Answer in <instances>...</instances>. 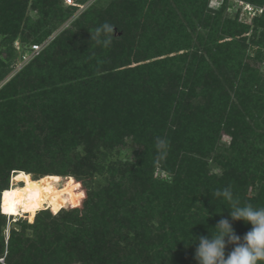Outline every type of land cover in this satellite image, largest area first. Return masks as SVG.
<instances>
[{
  "label": "trees",
  "instance_id": "obj_1",
  "mask_svg": "<svg viewBox=\"0 0 264 264\" xmlns=\"http://www.w3.org/2000/svg\"><path fill=\"white\" fill-rule=\"evenodd\" d=\"M57 1L38 0V10L60 19L58 12L62 9ZM174 1L179 3L182 0ZM185 1L196 2V22L191 19L187 23L170 20V0H111L107 7L82 14L55 38L56 45H71L65 50H68L70 62L75 60L77 63V72L80 71L72 80L65 74L71 70L65 69L60 64L62 58L57 57L59 61L53 64L56 71L49 70L50 73L45 75L48 92L61 93L64 89L70 93L75 88L81 90V87L87 90L89 84H94L92 90H95L100 82L98 78H101L108 86L104 94L111 96L105 102L101 101L107 116L103 120L105 127H108L107 122H112L113 115L109 114L115 111V123L120 124L121 135L130 136L135 141L147 140V143L157 137L168 141L166 153L160 151L158 154L157 151L152 157L147 156L149 148L144 143L137 163H127L126 168L116 161L112 163L114 166L107 168L105 183L92 188L91 196L81 209L77 208L80 199L88 191L73 177L90 180L82 167L88 164L90 155L80 158L76 154L78 162L71 157L78 145L79 139L72 133L81 123L80 116L55 117L50 112L44 113L48 104L43 98L38 106L42 115L37 116L33 111L36 109L35 94L30 91L28 95L24 89L30 83L25 75L27 68L0 88V119L12 108V123L15 121L0 132V207L3 192H22L23 186L29 192L33 180L38 182L43 193V202L40 201L28 216L29 223L18 217L13 221L24 223L32 232L23 237L13 232L11 240L14 239L17 245L8 246L6 264H197L194 259L196 244L187 245L191 235L198 238L208 236L209 232L214 234L215 230L211 228L220 219L228 217V209L224 208L227 204H215L213 201L218 198L210 190L201 189L204 158L215 151L222 119L231 136L229 164L238 163L234 165L238 169L230 170L231 175L226 172V180L220 188L231 185L242 202L252 204L264 193V186H259L253 196H248L242 184L239 188L234 187L235 183H241L242 174H248V160L263 159L249 145L250 139L264 135L260 132L264 129V77L260 76L259 70L242 62L244 39L229 41L226 49L218 45L216 33L221 23L210 13L204 14L206 0ZM27 3L28 0H0V33L14 37L22 20L30 21L25 15ZM246 3L264 7V0H248ZM44 6L47 9L42 8ZM215 13L219 14V11ZM141 15H147L146 18L157 16L161 30L145 23L146 20L140 23ZM252 21L254 32L261 28L264 36V13ZM105 22L124 31L120 37H114L110 47L105 48L112 51H104L91 40L90 33ZM223 27L222 31L225 30ZM196 28L206 31L203 34ZM138 30L140 33H134ZM87 33L90 35L86 39ZM253 44L257 47L261 44V49H256L254 54L261 64L264 61V37L263 41L255 40ZM45 58L52 60L49 53L42 60ZM114 60L118 65L112 66ZM131 60L137 64L131 65ZM220 66L224 71L222 79L216 76ZM37 68L40 71L45 65L39 62ZM246 71L249 74L245 80ZM238 74L235 94L240 103L236 105L229 101L230 94L222 84L226 81L228 89L234 87V79L230 76L235 78ZM112 95L121 106L124 102L131 106L126 114L120 115L116 111L118 105H112L116 102ZM140 101L145 102V106L141 105L140 111L132 112ZM251 107L258 110L256 115L250 111ZM233 114L235 116L231 118ZM34 116L42 121L35 132L23 123L26 118ZM90 117L95 118L94 115ZM248 117L252 119L253 127L248 123ZM60 124L64 128L61 132L57 129ZM42 128L51 131L43 134ZM67 131H70L69 138ZM84 135L86 138L91 132ZM63 137L59 144L58 138ZM20 154L26 158L25 165L12 162L16 157L19 161ZM148 157L153 161L149 163ZM44 158L51 159L49 164L40 165L41 171L34 168ZM154 162L172 176L168 180L154 178ZM243 164L247 166L243 168ZM34 172L40 175L35 176ZM58 175L65 176L61 186L58 185ZM261 178L264 181V175L259 178L248 175V182L258 186ZM19 180L22 182L17 186ZM67 201L71 202L72 211L60 209ZM50 208L56 213L47 210ZM1 209L0 220L4 222L8 216ZM244 227L250 230L251 225L233 226L241 238L247 233ZM231 250L232 246L226 248V256ZM16 252L19 258L14 261Z\"/></svg>",
  "mask_w": 264,
  "mask_h": 264
},
{
  "label": "rangeland",
  "instance_id": "obj_2",
  "mask_svg": "<svg viewBox=\"0 0 264 264\" xmlns=\"http://www.w3.org/2000/svg\"><path fill=\"white\" fill-rule=\"evenodd\" d=\"M76 2H81L79 0H75ZM111 0H96L93 1L91 4H89L83 11H77L78 8L67 5L64 0H58V6L60 7V12H58V15H60V19H56L55 16L50 15L49 12L42 13L38 10L39 8V2L38 0H28L27 3V9L25 12V15L30 17V21H24L20 23V26L18 27V30L16 31V34L14 37H12L9 33H0V61L4 65H1L0 63V88L14 75H20L26 69L25 75L28 77L27 79H30V83L25 85V93L27 92L29 95L30 91H33V94H35V106L36 109L33 111L37 113V116L42 115L40 112L41 110H38V106L41 105L42 99L46 100L47 110L44 111V113L50 112L52 115H55V117H62V116H68L72 115L73 117L80 116L81 123L79 124V127L76 128V132H73V136L77 135V141L78 145L74 149V159H76V162H78L77 157L75 156L78 154V157L83 158L86 155H90L88 164L85 166L82 165L85 174H87V177L90 178V180L85 178H74L73 180L77 183H80L82 187L88 191L87 195L82 197L80 199V205L77 207L81 209L82 204L86 199H88L89 196H91V190L95 185L98 184H104L105 183V176L107 173V168L111 165L114 166L112 163L116 164L120 163L123 164L121 166L122 168H126L129 166V164L137 163V160H139V156L142 154L144 143L148 145L147 148H149V154L147 156H153L154 152L158 151V154H160L159 149L156 148L155 145V138H151L150 143H147V140L139 139L138 141L133 140L130 136L127 135H121L119 132V126L120 124L115 123V112L110 113L109 115L112 116V122H107L108 127H105L103 124V120L105 119L106 112H103L104 107L101 105V101H106L108 98V95L106 96L104 93L105 90L108 88L106 84L103 83V80L101 78L99 79L98 85L95 87V90H92V85L89 84L87 90H85V87H81V90L76 89L72 92L68 93L64 89H61V93H51L48 92L49 88L47 87L48 82H46L45 75L49 74V70H55L53 67V64H55V61H59L57 57H61L62 61H60V64L67 69L71 71H65V74L68 77H71L73 80V77H76L79 73L77 72L78 66L77 63H75V60L70 62L69 59L70 56L67 53L68 50H65L66 48L70 47L71 45L65 44H59L56 45L55 38L66 28H68L71 23L77 18H79L82 14H85L87 12H94L92 11L94 8L98 7H107L108 3ZM170 6L172 7V11L170 12L168 18L170 20H174L178 23H187L186 21L191 19L192 22H196L197 19V9L196 2H190L182 0L181 2H175L174 0H170ZM86 0H84L81 3H85ZM248 2V0H224L223 6H218L215 8H212L209 6V0H206V5L204 7V14L206 12L210 13V15L213 18H217L218 21L221 23V27L218 29L216 33V42H218V45H221V48L226 49V44L230 41H236V40H242L245 44L244 47V56H243V63H248L250 67H254L257 70H259V74L261 77H264V64L263 62L259 64L257 62V59H255L256 55V49H261L260 45L258 44V47L255 46L253 43L255 40H260L263 37L262 33L260 31L261 28H258L256 32H254V22L252 21L251 16L248 15V12L242 8V4ZM37 5V6H36ZM191 5V6H190ZM193 6V7H192ZM191 7V8H190ZM44 9H47L45 6L42 7ZM215 11H219L218 13H215ZM65 13H69L66 18L63 16ZM71 13V14H70ZM143 16L140 17V23H143V20L149 23L150 25H156V28L161 30L160 22L156 20L157 16ZM159 17V16H158ZM0 21L2 20V17L0 16ZM158 19V18H157ZM228 20V22H227ZM159 23V24H157ZM222 25L225 27V30L222 31ZM223 27V28H224ZM235 27V28H234ZM34 29H36V32H34ZM198 31L203 32V29L196 28ZM206 30L204 29V32ZM124 31L118 29L117 27L114 29V37H120ZM133 32V31H132ZM203 32V34H204ZM237 32V34H234ZM134 33H140V30L134 32ZM90 34H86V39L88 38ZM38 45L39 49H34V46ZM67 46V47H66ZM133 46V45H132ZM130 47V46H129ZM128 47V48H129ZM135 47V46H133ZM118 48V47H117ZM64 49V50H63ZM104 51H112L110 49H106L102 47ZM137 49V48H135ZM115 50V48L113 49ZM133 51V50H132ZM51 55V61H47L44 56ZM252 54L251 57H249V54ZM61 55V56H58ZM254 55V56H253ZM64 56V58H63ZM219 61H221L222 56H218ZM254 58V59H253ZM39 62L45 65V68H42L37 70ZM133 64L136 65L137 63L134 62V60H131ZM118 65V62L114 60V64L112 66ZM53 67V68H52ZM52 68V69H51ZM57 69V68H56ZM56 71V70H55ZM102 72V71H101ZM223 66H220L217 70V78L222 79V73H223ZM249 71L245 73V80L248 78ZM24 74V73H23ZM243 75V74H242ZM240 75L238 74L237 77L230 76V79H234V87L228 89L226 86V81L222 84L224 88L229 92L230 94V102L232 104L240 103V98H238L235 94L236 86L238 83ZM243 77V76H242ZM25 79V78H24ZM22 80V79H21ZM232 85V84H231ZM85 90V91H84ZM38 94V95H37ZM48 94V96H47ZM228 94V95H229ZM47 96V97H46ZM106 97V98H105ZM112 99L116 101L114 104V107L116 111L120 115H124L127 113V111L131 107L130 105L126 104L125 102L122 104H118L117 99L112 95ZM40 104V105H39ZM141 105L145 106V102H138L135 107L131 109L132 112L140 111ZM103 107V108H102ZM240 109L241 106H238ZM248 107V105H247ZM252 108V107H251ZM128 109V110H127ZM253 115L257 114V111L255 109H250ZM14 109L10 108L9 112L3 116L2 119H0V132L3 129H6L7 126L14 124L12 123L13 113ZM94 115V119L90 116ZM234 114L231 116V118H234ZM54 117V116H53ZM90 117V118H89ZM262 117H264V112L262 113ZM108 119H106L107 121ZM224 119H222V123L220 125V132H219V138L218 142L215 147V151L211 153L208 157L204 158V161H206L204 165V175L202 177L201 182V189H205L206 191L210 190L212 194L215 195V190L221 189L220 187L224 184L226 180V172L228 171L229 174L230 170L238 169L236 166L238 163H231L229 164L230 156L228 155V150L230 149V143H231V136L228 134L225 130L224 125ZM232 122V120H231ZM24 126L28 127L29 130L31 129L33 132L38 131L39 125L42 123L39 117H33V118H26L24 120ZM51 123V122H50ZM248 123L250 126L253 127V121L252 119L248 117ZM56 128L58 126H55ZM61 127V128H59ZM57 128L59 132L63 131V125L60 124ZM251 127V128H252ZM43 129V134H47L51 131V129ZM256 129V128H255ZM80 130V131H79ZM257 130V129H256ZM90 131L91 135L85 138L84 133ZM93 131V134H92ZM260 131V130H257ZM261 133H264L263 131H260ZM66 133V132H65ZM96 133L97 135H94ZM1 134V133H0ZM64 136V132L62 134ZM66 136L69 138L70 131L66 133ZM96 136V137H95ZM66 137V138H67ZM95 137V138H94ZM64 140L63 138H58L57 142L59 144L62 143ZM142 141V142H139ZM251 144L249 145L251 148H254L256 153H259L261 158L260 160H248V174H242L240 176V182L241 183H235L234 187H241V184L243 187L246 188V193L248 196H253L255 193H257V189L259 186H264V181H261L257 184H251V182H248V175L250 177H257L260 176L263 177L264 173V135L263 137H253L250 139ZM42 142H45V140H42ZM12 144H15L13 142ZM42 146V145H41ZM163 152L166 153V150ZM251 153V152H250ZM255 154V153H254ZM151 157H148L147 161L150 163L153 161ZM40 162L39 165L34 166V168H39L40 165H48L49 161L51 159H46ZM239 160H241V157H239ZM10 161V159H9ZM253 163H252V162ZM13 163H21L23 165L26 164V158L24 155L21 156L20 154V160L18 161L17 157L12 158ZM155 163V162H154ZM230 167V165H232ZM236 165V166H234ZM243 168L247 166V164L241 165ZM82 167L79 169V171L82 169ZM121 167H119L121 169ZM117 168V167H116ZM118 168V169H119ZM235 168V169H234ZM72 169V168H71ZM41 171V170H40ZM235 173V172H234ZM256 173V176H255ZM262 173V174H261ZM153 177L157 179H166L168 180L170 176H172V173L167 172L166 170L162 169L160 167L159 163H155V167L152 171ZM35 176H39L38 172H34ZM60 177V182L58 183L59 186H61L62 182L64 181L65 176L58 175ZM42 177V176H41ZM233 176H231L232 178ZM235 177V175H234ZM233 179V178H232ZM264 180V178H263ZM34 181V180H33ZM21 180L16 183L17 186L21 185ZM249 183V184H248ZM10 184V183H9ZM263 188V187H262ZM22 193H24V196L28 195V189L26 186L22 187ZM262 192V190H261ZM261 194V193H259ZM263 194L260 195L258 200L253 202L254 206H264V199L262 197ZM67 198V195L64 196ZM216 197V196H215ZM58 199V198H57ZM43 202V201H41ZM41 202L35 204L30 208L29 211L23 210L20 215H11V219H8V217L4 218L3 220H0V264H6L7 260V251L8 246L12 244L13 247H15L17 244L14 241V239L11 240L13 237V232L15 234L23 237L25 235H31L32 229L24 226V223H20V221L13 222L15 218L20 220H25L26 223H29L30 214H32L35 207H37ZM215 204L218 205V203H223L222 198H218L217 201H213ZM1 208V207H0ZM41 209V208H40ZM38 209V210H40ZM44 209V208H42ZM60 209H63L64 211H72V204L70 201H67L63 207ZM52 214H55L56 212H53L52 209H47ZM2 211V209H1ZM26 211V212H25ZM37 211V210H36ZM220 212V211H219ZM3 213V212H2ZM10 215V214H6ZM12 222H11V221ZM246 225L242 221H235L233 222V226L236 227V225ZM170 230V229H168ZM235 230V229H234ZM244 231L248 232L249 230L244 227ZM17 252L13 254V260L16 261L18 259ZM79 264V263H75ZM105 264V263H103Z\"/></svg>",
  "mask_w": 264,
  "mask_h": 264
},
{
  "label": "clouds",
  "instance_id": "obj_3",
  "mask_svg": "<svg viewBox=\"0 0 264 264\" xmlns=\"http://www.w3.org/2000/svg\"><path fill=\"white\" fill-rule=\"evenodd\" d=\"M115 25L103 23L91 34L96 45L107 48L112 45ZM156 148L163 152L168 141L157 137ZM215 196L222 198L227 204L228 217L220 219L215 225V232L208 236L192 237L187 245L196 244L194 259L197 264H264V206H254L250 202H242L233 191L231 185L215 190ZM206 210V209H205ZM207 212V218L209 213ZM221 212V210H220ZM219 212V213H220ZM216 211V214H219ZM242 221L250 224V230L241 238L233 228V222ZM228 246L232 250L225 254Z\"/></svg>",
  "mask_w": 264,
  "mask_h": 264
},
{
  "label": "bare ground",
  "instance_id": "obj_4",
  "mask_svg": "<svg viewBox=\"0 0 264 264\" xmlns=\"http://www.w3.org/2000/svg\"><path fill=\"white\" fill-rule=\"evenodd\" d=\"M42 199L43 193L41 187L34 180L27 196L17 191L3 192L1 196V207L3 212L10 214L7 216L11 217V215H20L23 210L29 211L32 206L39 203Z\"/></svg>",
  "mask_w": 264,
  "mask_h": 264
},
{
  "label": "built area",
  "instance_id": "obj_5",
  "mask_svg": "<svg viewBox=\"0 0 264 264\" xmlns=\"http://www.w3.org/2000/svg\"><path fill=\"white\" fill-rule=\"evenodd\" d=\"M93 1L96 0H86L85 3L76 2L75 0H64V2L67 5L73 6L78 8L77 11H83L89 4H91ZM224 0H209V6L212 8L221 6L223 4ZM242 8L248 12V15L251 16V18H254L256 16H260L264 13V7L263 6H255L250 3H243ZM34 49H39L38 45L34 46ZM264 64V61H263Z\"/></svg>",
  "mask_w": 264,
  "mask_h": 264
}]
</instances>
